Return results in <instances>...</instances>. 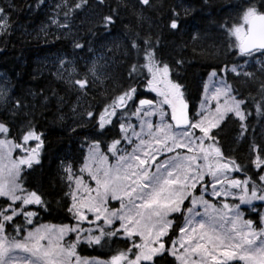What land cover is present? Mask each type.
Wrapping results in <instances>:
<instances>
[{
  "label": "snow or ice",
  "instance_id": "6c2138e0",
  "mask_svg": "<svg viewBox=\"0 0 264 264\" xmlns=\"http://www.w3.org/2000/svg\"><path fill=\"white\" fill-rule=\"evenodd\" d=\"M52 7L49 24L84 53L121 24L120 56L94 54L79 70L59 56L56 85L26 95L0 78V264H264V0H235L217 23L227 59L201 77L198 103L188 62L162 42L196 39L185 0ZM92 7L85 39L76 20ZM18 11L0 0V42ZM45 113L77 141L55 157V201L42 179ZM53 203L64 219L42 222Z\"/></svg>",
  "mask_w": 264,
  "mask_h": 264
},
{
  "label": "trees",
  "instance_id": "16d2710c",
  "mask_svg": "<svg viewBox=\"0 0 264 264\" xmlns=\"http://www.w3.org/2000/svg\"><path fill=\"white\" fill-rule=\"evenodd\" d=\"M16 2L20 5V11L17 13L19 27L8 40L0 42V74H5L10 80L11 91L26 95L29 91H45L50 86L54 87L57 83L53 75L57 68L54 60L59 56L65 55L75 59L78 70L86 67V58L89 53H84L80 49L74 50L71 37L62 35L63 30L58 31L55 25L49 24L48 18L53 14L52 6L59 0H45L49 7L43 5L37 7V0H16ZM167 2L171 3L172 0ZM233 2L235 0H210V7L201 9L202 0H185L186 6L195 9L187 19L188 28L196 33V39L191 38L190 32L180 36L164 33L165 38L162 42L166 54L174 58L183 57L188 62L186 80L192 88L193 97L197 103L201 77L206 76L211 67L218 65L220 60L227 59L222 54L223 36L217 23L229 15L227 10ZM27 5H32V9L29 10ZM96 11L94 7L88 8L81 18L76 20V24L81 28L77 35L88 38L83 29L98 19L95 15ZM42 28L44 31H41ZM121 32H123L121 24H117L112 29L111 35L100 32L92 37L93 47L100 48L101 52L103 51L102 55L119 58L120 50L115 47V42ZM45 117L46 119H41L39 123L48 135L49 157L42 170V179L45 190L49 193V199L55 201L60 198L59 184L52 180L49 186L50 175L55 169V157L57 154L72 152L77 148V141L71 133L64 130L62 125L52 124L51 117L47 113ZM254 124L256 131L260 132L259 122L255 121ZM229 135L233 133L230 132ZM53 207L56 210L51 214H43L42 222L59 223L64 219V213L55 203Z\"/></svg>",
  "mask_w": 264,
  "mask_h": 264
},
{
  "label": "rangeland",
  "instance_id": "374dc122",
  "mask_svg": "<svg viewBox=\"0 0 264 264\" xmlns=\"http://www.w3.org/2000/svg\"><path fill=\"white\" fill-rule=\"evenodd\" d=\"M93 49H94V53H89V55L87 56V58H86V63H88V62H90V60H91V57L95 54V55H97V56H99V55H102V52H101V50H100V48H96V47H93ZM105 49V48H104ZM63 56H65V55H63ZM69 59H71L74 63H75V65L77 66V63H76V60L75 59H73V58H71V57H69V56H67ZM82 61H84V59L82 60ZM55 63H57V58L54 60V64ZM83 63V62H82ZM86 65V64H85ZM84 67V66H83ZM4 77H6L7 78V80L10 82V80L8 79V77L5 75V74H0V78H4ZM11 84V83H10ZM12 90V88L10 89V91Z\"/></svg>",
  "mask_w": 264,
  "mask_h": 264
}]
</instances>
